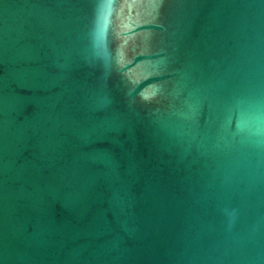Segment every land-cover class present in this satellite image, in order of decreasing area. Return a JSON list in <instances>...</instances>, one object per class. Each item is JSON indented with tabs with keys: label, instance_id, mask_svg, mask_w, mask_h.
Wrapping results in <instances>:
<instances>
[{
	"label": "water",
	"instance_id": "obj_1",
	"mask_svg": "<svg viewBox=\"0 0 264 264\" xmlns=\"http://www.w3.org/2000/svg\"><path fill=\"white\" fill-rule=\"evenodd\" d=\"M0 264H264V0H0Z\"/></svg>",
	"mask_w": 264,
	"mask_h": 264
}]
</instances>
